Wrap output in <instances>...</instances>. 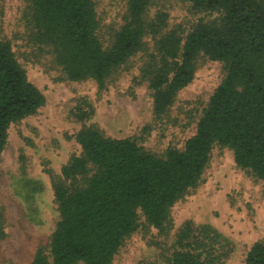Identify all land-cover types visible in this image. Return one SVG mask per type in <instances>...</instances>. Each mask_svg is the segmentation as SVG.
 Returning a JSON list of instances; mask_svg holds the SVG:
<instances>
[{"label":"trees","instance_id":"obj_1","mask_svg":"<svg viewBox=\"0 0 264 264\" xmlns=\"http://www.w3.org/2000/svg\"><path fill=\"white\" fill-rule=\"evenodd\" d=\"M181 1L206 16L187 33L181 26L168 28L167 12L150 16L156 0H128L124 23L104 47L94 0H31V39L52 55L66 80L92 79L105 90L143 52L139 81L147 83L158 118L192 82L200 55L223 62L226 74L182 149L170 146L157 155L133 137L81 128L75 135L81 153L54 182L60 220L48 250L39 247L30 264H112L138 229L139 211L150 225L165 228L171 207L201 181L215 144L232 149L237 166L264 182V0ZM44 104L10 42L0 38V166L10 125ZM93 112L86 99L72 111L80 120ZM22 162L15 186L33 200L41 183L27 176ZM230 251L229 239L212 226L186 223L167 264H222ZM245 261L264 264V243L253 244Z\"/></svg>","mask_w":264,"mask_h":264},{"label":"rangeland","instance_id":"obj_2","mask_svg":"<svg viewBox=\"0 0 264 264\" xmlns=\"http://www.w3.org/2000/svg\"><path fill=\"white\" fill-rule=\"evenodd\" d=\"M94 3L98 35L108 47L124 23L128 0ZM158 11L168 13L169 29L181 26L185 33L206 18L181 0H156L150 16ZM30 12L31 0H0V38L10 42L28 79L45 95V104L35 114L12 123L8 130L0 166V226L5 233L0 238V264H30L39 247L48 250L60 220L54 182L62 167L81 153L75 138L81 128L92 126L114 138L133 137L157 155L170 146L182 149L226 74L223 62L200 55L192 82L158 118L147 83L139 81L143 52L118 70L105 90L100 91L92 79L66 80L52 55L32 41ZM146 40L152 50V39ZM81 99L94 109L84 120L72 113ZM22 159L27 176L41 183L33 200L15 186ZM186 223L210 225L229 239L231 251L222 264H246L253 244L264 243V182L237 166L232 149L215 144L201 181L171 207L165 228L150 225L139 211L138 229L124 240L112 264H167Z\"/></svg>","mask_w":264,"mask_h":264}]
</instances>
